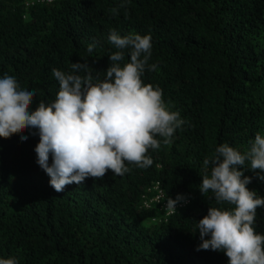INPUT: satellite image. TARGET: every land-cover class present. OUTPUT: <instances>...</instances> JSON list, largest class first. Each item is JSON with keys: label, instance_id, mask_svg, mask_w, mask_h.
<instances>
[{"label": "trees", "instance_id": "trees-1", "mask_svg": "<svg viewBox=\"0 0 264 264\" xmlns=\"http://www.w3.org/2000/svg\"><path fill=\"white\" fill-rule=\"evenodd\" d=\"M110 29L151 36L148 63L157 70L146 69L142 80L161 89L185 123L171 143L157 137L160 148L147 153L152 166L126 163L122 176L109 170L62 192L36 163L38 136L23 129L0 138V257L19 264H228L223 252L196 251L194 222L209 207L234 208L199 191L202 162L224 142L243 153L264 134V0H0V76L34 89L33 109L50 103L59 91L53 68L68 72L84 62L104 78L117 51ZM129 59L125 52L121 63ZM21 134L29 138L21 142ZM244 168L252 178L247 188L264 196V182L248 161ZM178 194L185 199L177 206L187 204L167 217L163 205ZM253 227L264 234V208Z\"/></svg>", "mask_w": 264, "mask_h": 264}, {"label": "clouds", "instance_id": "clouds-1", "mask_svg": "<svg viewBox=\"0 0 264 264\" xmlns=\"http://www.w3.org/2000/svg\"><path fill=\"white\" fill-rule=\"evenodd\" d=\"M108 40L117 51L109 55L103 79L94 77L84 62L71 63L68 72L53 68L59 91L52 102L40 101L35 109L31 107L34 89L21 88L14 76H0V138L8 139L23 129L38 136L36 163L56 192L66 185H81L87 178L101 179L109 170L122 176L129 171L126 163L145 169L152 166L147 153L160 148L157 137L171 143L185 123L178 111L165 104L162 90L142 80L146 69L157 70L156 64L148 63L151 36H121L110 29ZM94 48L90 44L87 51L92 53ZM125 52L130 59L121 63ZM28 138L19 137L21 142ZM246 161L264 182V134L257 132L243 153L224 142L202 162L199 191H211L218 204L226 202L234 208L209 207L207 215L194 222L200 240L196 251L223 252L228 264H264V234L253 227L257 209L264 208V196L247 188L252 178L244 175ZM184 199L179 194L175 199L168 197L166 210L176 213ZM0 264L19 261L0 257Z\"/></svg>", "mask_w": 264, "mask_h": 264}, {"label": "built area", "instance_id": "built-area-1", "mask_svg": "<svg viewBox=\"0 0 264 264\" xmlns=\"http://www.w3.org/2000/svg\"><path fill=\"white\" fill-rule=\"evenodd\" d=\"M42 1H43V2H44V1H47V2H49V3H53V2H56V1H59V0H42ZM161 199H162V195H161V193L159 192V195H158L157 198L154 199L153 201H155V202H159ZM186 204H187V203H183V204H181V205H179V206H176V211H177L179 208H181V207H183L184 205H186ZM163 207H164V211H165L166 214H167V217L170 216V215H172V214H174V213H171V212H169L168 210H166V204L163 205Z\"/></svg>", "mask_w": 264, "mask_h": 264}]
</instances>
